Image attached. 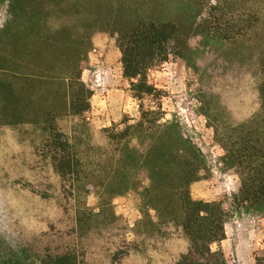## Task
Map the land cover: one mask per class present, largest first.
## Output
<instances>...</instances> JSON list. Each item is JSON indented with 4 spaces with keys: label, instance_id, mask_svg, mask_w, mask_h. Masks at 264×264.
<instances>
[{
    "label": "rangeland",
    "instance_id": "obj_1",
    "mask_svg": "<svg viewBox=\"0 0 264 264\" xmlns=\"http://www.w3.org/2000/svg\"><path fill=\"white\" fill-rule=\"evenodd\" d=\"M12 2L0 0V81L11 90L3 115L0 89V264H52L49 257L62 255V247L71 242L78 245L83 264H109L104 250L122 241L134 242L126 257L130 264H173L186 250V240L156 231L160 221L142 197L150 166L138 169L125 159L118 167L114 148L100 133L139 119L138 102L122 77L121 54L107 25L114 20L124 27L135 14L192 21L197 9L188 0H14L11 7ZM204 5L217 8L209 15L220 19L221 28L228 18L236 22L251 14L258 19L248 29L249 24H241L243 36L230 41L191 34L186 49L177 48L145 74L161 94L160 123L173 125L199 154L202 178L190 184L188 193L192 200L217 203L223 210L226 241L220 248L225 260L240 264L235 250L243 239L256 244L252 264H264V211L234 201L240 169L225 150L239 148L246 138L264 146L258 95L264 0H208ZM201 13L197 23L208 11ZM71 83L81 84L83 92ZM95 92L109 96L104 116L92 114ZM72 93L79 100L76 107L88 108L82 122L70 109ZM44 116L67 135L84 166L83 175L72 187L62 185L64 190L49 157L40 153L49 135L42 131ZM173 133L165 134L170 143ZM150 142L146 137L137 146L127 140V146L138 147L143 158ZM115 166L119 173L108 179ZM162 171L165 184L157 191L168 196L179 171L172 166ZM156 205L163 208L159 201ZM78 218L72 239L65 230L76 226Z\"/></svg>",
    "mask_w": 264,
    "mask_h": 264
},
{
    "label": "trees",
    "instance_id": "obj_2",
    "mask_svg": "<svg viewBox=\"0 0 264 264\" xmlns=\"http://www.w3.org/2000/svg\"><path fill=\"white\" fill-rule=\"evenodd\" d=\"M208 0H188L197 9V14L189 21H177L170 18L161 19L159 16H132L131 21L124 27L119 26L114 20L109 22L107 28L114 38L120 54L122 64V77L131 88L132 99L138 102L139 119L133 125H123L120 130H102L100 133L107 140L108 145L114 148L115 160L118 164L125 159L138 169L142 164L149 165V185L144 188L142 197L149 211L160 221L157 224V233L163 232L182 235L186 240V250L180 253L173 264H228L220 248V243L225 239L223 210L217 203H204L192 200L189 197L188 187L191 183L202 178L199 169V154L194 147L176 131L173 125H162L161 94L149 84L145 72L156 63L164 62L169 54H173L179 47L185 48V42L191 34H205L209 39L222 41L234 40L243 36L244 29L241 24L255 25L256 15L247 14L244 20L228 18L222 22V28L218 20H212L211 11L216 7H208L204 3ZM14 0L12 2L13 7ZM207 9L206 17L200 19L201 12ZM165 17V16H164ZM196 20V21H195ZM105 25V26H106ZM201 32V33H200ZM186 49V48H185ZM261 82L258 87L260 99V111L264 117V58L260 65ZM79 79V78H76ZM74 83H71L72 85ZM74 85L83 92V86L79 83ZM0 89L4 93L1 106L3 115L10 103V85L0 81ZM77 90V91H79ZM70 95V109L74 115L81 117L88 112L87 107L78 108L79 103L75 93ZM152 104V106H150ZM53 119L49 116L43 117L42 131L49 134L46 142L40 149L41 155L45 153L49 159L52 170L58 175L62 185L77 181L84 173L82 161L76 157L73 146L66 134L53 127ZM82 122V121H81ZM174 130V140L170 143L165 137L167 131ZM151 140L148 150L142 158L139 148H128L127 140L143 145L145 138ZM244 144L239 148L232 147L225 150L234 164L240 169L241 185L234 201L238 204H247L255 211H264V146L257 139L246 138ZM174 149V150H173ZM142 159V160H141ZM173 162L172 165H170ZM178 167L177 185L168 196L157 191L162 185V167ZM116 166L111 170L108 179H114L119 173ZM37 175L40 172L36 173ZM127 175H125L126 177ZM128 180V179H127ZM125 179V183L128 181ZM111 182V181H110ZM109 182V183H110ZM134 189V183H131ZM64 190V187H62ZM162 195V196H161ZM163 206H157L156 203ZM83 215V214H82ZM82 218L76 219V226L72 225L65 230L66 236L75 239L78 232L77 225ZM84 219V215H83ZM63 222V219L60 220ZM165 224L170 227L164 231ZM55 229V225L51 230ZM77 231V232H76ZM161 236V235H160ZM62 247L63 254L49 257L52 264H83L82 256L79 254L78 245L73 242ZM134 243V242H132ZM122 241L121 246L105 249L108 253L109 264H130L126 257L135 245ZM216 245L217 250L212 252L211 246ZM129 246V247H128ZM194 255L198 261H191L189 256ZM48 259V258H47Z\"/></svg>",
    "mask_w": 264,
    "mask_h": 264
},
{
    "label": "crops",
    "instance_id": "obj_3",
    "mask_svg": "<svg viewBox=\"0 0 264 264\" xmlns=\"http://www.w3.org/2000/svg\"><path fill=\"white\" fill-rule=\"evenodd\" d=\"M107 102H109V96L105 97V96L99 94L98 92H95V94H93V96H92V104H93L92 114L93 115L99 114L101 116H104V114H105L104 111L109 108V105ZM224 241H226V240H224ZM243 241H245V240L242 239L240 241H237L238 244H237V248L235 250V256L238 258V262L240 264H252L253 260L250 256H252V252L255 250V247H253V245H256V244H253L252 241H249V240L245 241L246 243L244 244V243H242ZM243 247L246 248L245 251L242 249ZM248 253H249V255H248Z\"/></svg>",
    "mask_w": 264,
    "mask_h": 264
}]
</instances>
